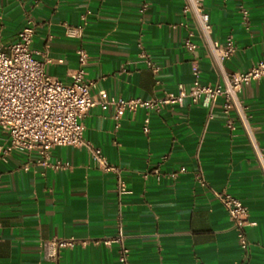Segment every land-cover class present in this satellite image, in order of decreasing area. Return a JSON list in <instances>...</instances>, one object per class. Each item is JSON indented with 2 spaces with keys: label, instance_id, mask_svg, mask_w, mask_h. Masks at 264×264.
<instances>
[{
  "label": "crops",
  "instance_id": "crops-1",
  "mask_svg": "<svg viewBox=\"0 0 264 264\" xmlns=\"http://www.w3.org/2000/svg\"><path fill=\"white\" fill-rule=\"evenodd\" d=\"M183 2L0 0V50L17 41L31 18L32 48L51 76L71 82L80 67L77 52L86 50L93 95L161 96L181 84L188 88L195 68L202 83L215 85L219 73L206 49L184 47ZM205 8L213 37L232 36L235 42L227 71L248 70L264 60V0H205ZM66 24L82 26V36H66ZM139 40L158 73L142 60ZM194 41L201 43L198 36ZM241 98L264 146V78L244 87ZM221 104L220 99L211 110L204 100L186 99L152 113L148 134L142 130L145 110L115 120L113 108H91L83 118L84 136L123 170L129 193L122 196L116 175L99 169L85 148H54L48 163L70 164L54 169L37 152L7 151L9 136L0 129V264H118L115 249L94 241L116 235L120 218L132 264H264V178L243 127L237 122L235 130L227 129ZM157 166L160 180L144 178ZM211 190L248 207L247 256ZM53 237L78 243L61 250L54 262L47 258Z\"/></svg>",
  "mask_w": 264,
  "mask_h": 264
},
{
  "label": "built area",
  "instance_id": "built-area-1",
  "mask_svg": "<svg viewBox=\"0 0 264 264\" xmlns=\"http://www.w3.org/2000/svg\"><path fill=\"white\" fill-rule=\"evenodd\" d=\"M147 6L148 4L144 2L142 10ZM242 11L245 16L248 15L247 10ZM182 14L187 21L182 24L187 31L184 47L189 51H195L200 46L206 49L219 73L217 83L215 85L202 83L200 71L195 68L194 80L188 88L181 84L176 91L164 92L161 96L128 99L111 97L105 93L92 94L95 82L87 78L86 66L89 55L83 48L77 52L80 67L71 82L64 83L48 74L46 61L39 59L40 53L32 48L36 28L34 21L28 18L18 33L17 41L6 50H0V129L9 136L7 151L18 149L37 152L41 156V161L44 160V164H49L54 169H68L70 168L68 162L48 163L52 150L66 146L85 148L99 169L116 175L118 195L122 196L129 193L123 178V170L112 164L103 150L84 136L83 118L91 108L111 107L115 120H119L124 112L135 114L141 109L145 110L146 117L142 130L148 134L152 113L160 114L168 107L182 106L186 99L193 103L204 100L212 110L221 99L227 129L233 131L236 123H240L264 178V146L255 133L248 108L241 98L244 87L264 78V60H260L248 70L227 71L225 62L235 54V42L232 36H228L224 41L213 37V26L205 8V0H184ZM65 28V34L70 38L82 36V26L66 24ZM196 36L200 38V44L194 41ZM137 46L141 50L140 56L145 65L158 73L159 66L146 54L141 40ZM211 117L209 114V118ZM185 171V167L180 169V172ZM143 176L146 179L155 176L160 180L159 166L145 172ZM199 182L203 186L206 185L203 177H200ZM211 191L226 209L235 227L239 246L247 256L249 243L245 229L252 224L249 221L248 207L239 198L225 191ZM119 210L121 215V206ZM119 220L116 235L95 240L94 244L115 249L118 264H132L131 249L121 218ZM77 243L73 237H53L48 242L47 258L58 262L61 250L73 247Z\"/></svg>",
  "mask_w": 264,
  "mask_h": 264
}]
</instances>
